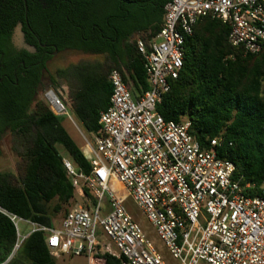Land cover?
I'll list each match as a JSON object with an SVG mask.
<instances>
[{
  "label": "built area",
  "instance_id": "built-area-1",
  "mask_svg": "<svg viewBox=\"0 0 264 264\" xmlns=\"http://www.w3.org/2000/svg\"><path fill=\"white\" fill-rule=\"evenodd\" d=\"M164 10L157 35L136 38L149 88L133 97L121 73L112 69L108 106L99 112L97 130L89 132L92 142L83 137L89 172L62 158L85 205L67 211L57 226L30 222L31 232L45 233L55 259L84 255L87 264H106L109 254L120 264H172L125 208L130 197L176 264H264V177L261 194L250 196L247 190L253 186L218 154L221 136L203 147L188 119L166 120L157 110L183 65L184 40L196 21L206 16L221 20L229 27V44L259 53L264 0H167ZM44 98L56 115L63 114L64 101L56 93L50 89ZM115 180L125 196L117 195ZM90 195L96 202L90 203ZM8 215L17 230L14 252L27 235L18 231L20 218ZM98 230L108 242L98 239Z\"/></svg>",
  "mask_w": 264,
  "mask_h": 264
},
{
  "label": "trees",
  "instance_id": "trees-1",
  "mask_svg": "<svg viewBox=\"0 0 264 264\" xmlns=\"http://www.w3.org/2000/svg\"><path fill=\"white\" fill-rule=\"evenodd\" d=\"M166 2L46 0L49 8L41 12L36 24L28 11V21L38 32L37 40L32 41L36 53L8 51L2 45L8 38L0 35V85L18 82L11 93L15 114L6 119L0 114V138L8 129L13 150L23 160L18 183L13 182L11 173L0 172V264L17 241L16 226L8 214L54 226V215L75 194L62 158H69L85 172L91 168L46 100L35 101L39 71L50 59L49 51L55 47L104 55L102 62L81 61L58 68L51 79L54 88L62 82L68 86L73 111L86 130L94 132L99 112L109 103L112 88L108 74L112 69L121 73L133 97L149 88L134 36L157 35ZM22 16L15 18L25 22ZM228 32L229 27L217 18L206 16L196 21L192 34L184 40L183 65L157 110L166 120L188 119L190 132L203 147L209 139L221 136L219 156L235 164V175L253 186L247 193L255 196L261 194L264 177V44L259 53H244L229 44ZM30 58L41 64L28 74L25 66ZM56 145L65 150V156ZM105 257L106 264H120L112 255ZM56 260L49 254L45 233L37 230L22 240L4 264H57Z\"/></svg>",
  "mask_w": 264,
  "mask_h": 264
},
{
  "label": "rangeland",
  "instance_id": "rangeland-1",
  "mask_svg": "<svg viewBox=\"0 0 264 264\" xmlns=\"http://www.w3.org/2000/svg\"><path fill=\"white\" fill-rule=\"evenodd\" d=\"M144 34H137L134 38L144 37ZM16 41L18 40V35H15ZM160 41L157 39V42ZM104 55L100 54H92V53H84L75 50H63L55 54L53 58H51L47 63L48 72L47 75L52 74V79H54L55 72L58 68L67 67L70 64L78 63L81 61H104ZM52 90L54 93L59 95V97L64 101L65 111L63 114H58L59 121L67 133L72 137V139L83 148L85 137L87 140L92 142V137L90 133L86 130L84 125L80 122L77 115L72 109V103L70 98V90L68 86L62 82L61 85L57 88L53 87V81H49L44 79L42 86H40L35 95V101L39 100L44 102V94L48 90ZM34 108V102L31 104L30 109ZM61 155L65 156V150L60 146L56 145ZM0 172H9L12 175V180L14 183H18V180L21 178L23 174V160L22 158L13 150V141L12 135L8 129L5 130L2 139L0 140ZM114 189L118 196H125L126 190L122 187V185L115 180ZM96 202V199L92 197L90 203ZM56 201L52 202L54 205ZM85 201L81 199L75 192L74 198L68 203L63 205V209L56 213L53 217V224L57 226L61 221L63 215L69 211L70 209L77 207L78 205H85ZM103 204V212H106L108 209L106 200L102 201ZM124 206L127 211L134 216L138 223L142 226V228L149 234L151 239L154 241L158 247L161 248V252L166 258V260L170 261L172 264H176L175 261L168 255L165 249L162 247L160 240L158 239L156 233L148 223L146 217L142 213V211L138 208L136 203L130 197H126L124 200ZM17 226L19 229V233L21 236H25L29 232L32 231V225L29 221L23 219H17ZM98 239L101 242H108L107 237L100 230L97 231ZM114 248V246H112ZM57 264H87V259L84 255L79 256H69L63 255L56 260Z\"/></svg>",
  "mask_w": 264,
  "mask_h": 264
},
{
  "label": "flooded vegetation",
  "instance_id": "flooded-vegetation-1",
  "mask_svg": "<svg viewBox=\"0 0 264 264\" xmlns=\"http://www.w3.org/2000/svg\"><path fill=\"white\" fill-rule=\"evenodd\" d=\"M30 6V7H28ZM49 8V5L46 3V0H0V35L5 36L8 39L3 42V47L8 49V51H15L21 53L26 51L28 53H36V46L32 42L37 40L38 32L33 28V25L37 23L38 16L44 9ZM28 11L30 12V19L33 25L28 21ZM18 15L19 17L23 15L24 21L20 18H15ZM15 18V19H14ZM15 21L12 26V22ZM18 35V40L16 41L15 35ZM53 49L49 51L50 59L55 56L56 53L60 52L57 48L52 47ZM67 50V49H66ZM31 62L29 65L25 66V69L28 70V74L41 64V61H34L33 58H30ZM48 59L45 62V68L40 69V77L38 88L42 86L44 79L51 81L52 74L47 75L48 72L47 63L50 60ZM33 60V61H32ZM24 61H22V64ZM26 72L23 73L25 75ZM3 82L0 79V83ZM18 82H5L0 85V114L2 118L6 119L9 116L15 114V108L12 105V89L13 86H17Z\"/></svg>",
  "mask_w": 264,
  "mask_h": 264
},
{
  "label": "crops",
  "instance_id": "crops-1",
  "mask_svg": "<svg viewBox=\"0 0 264 264\" xmlns=\"http://www.w3.org/2000/svg\"><path fill=\"white\" fill-rule=\"evenodd\" d=\"M140 34H144V35L146 36L145 33H140ZM136 35H137V34H136ZM145 36H144V37H145ZM4 132H5V130H3V132H2V136H1L0 140L2 139ZM0 152H1V149H0ZM76 194H77V193H76ZM77 195H78V194H77ZM0 211H3V210L0 209ZM17 227H18V226H17ZM18 231H19V229H18ZM26 235H28V234H26ZM26 235H25V236H26Z\"/></svg>",
  "mask_w": 264,
  "mask_h": 264
},
{
  "label": "water",
  "instance_id": "water-1",
  "mask_svg": "<svg viewBox=\"0 0 264 264\" xmlns=\"http://www.w3.org/2000/svg\"><path fill=\"white\" fill-rule=\"evenodd\" d=\"M13 253H14V252H12V253L9 255V257L6 259V261H5L4 263H6L8 260H10V258H11L12 255H13ZM4 263H2V264H4Z\"/></svg>",
  "mask_w": 264,
  "mask_h": 264
}]
</instances>
